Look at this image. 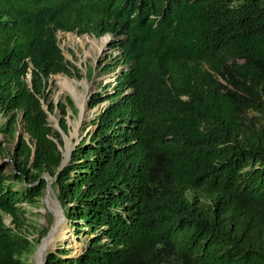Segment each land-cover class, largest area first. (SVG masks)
Wrapping results in <instances>:
<instances>
[{
  "label": "trees",
  "instance_id": "obj_1",
  "mask_svg": "<svg viewBox=\"0 0 264 264\" xmlns=\"http://www.w3.org/2000/svg\"><path fill=\"white\" fill-rule=\"evenodd\" d=\"M61 31L113 36L121 70L60 170ZM0 115V264H24L46 172L86 244L45 264H264V0H0Z\"/></svg>",
  "mask_w": 264,
  "mask_h": 264
},
{
  "label": "rangeland",
  "instance_id": "obj_2",
  "mask_svg": "<svg viewBox=\"0 0 264 264\" xmlns=\"http://www.w3.org/2000/svg\"><path fill=\"white\" fill-rule=\"evenodd\" d=\"M109 36V35H107ZM106 37V36H104ZM104 37H95L88 34L79 36L74 32H59L58 42L63 51L67 63L71 66L74 75L55 74L48 79V98L49 102L56 105V110L51 113L49 105L43 100L44 108L49 113V122L54 130L61 133V140L56 141L59 144L63 156L67 154L68 150L73 144L80 142L93 128L92 121L97 117L99 111L105 106L102 103L96 108H92L91 103L94 96L104 91L105 87L116 83L119 72L121 70L118 59L121 51L111 46V42L106 44L102 49L100 43ZM113 37V36H112ZM110 38V36H109ZM32 74H29V80ZM67 80H73L78 84L79 91L88 95L87 98V112L82 114L78 104L71 93L64 89V83ZM64 89V90H63ZM66 106V115L64 116L59 106L60 104ZM259 113L255 110L247 112V118L253 119L259 117ZM65 118L67 120L69 131L64 132L61 128V121ZM5 117L0 115V124L4 122ZM29 139L28 136H26ZM0 140L6 141V137L0 133ZM14 145L5 144L6 153L0 154V164L12 160V152ZM11 172V166L8 168ZM44 178L47 186L39 197L36 205L25 204L27 209V221L24 227L23 234L30 241L31 246L23 255L24 264H39V252L55 228L58 226V219L63 216V224L58 232H56L57 241L45 254L41 264L46 263V257L51 251H56L59 247L70 250L72 255L82 252L86 244V237L75 232L72 222L69 221L65 214V210L61 204L60 208L57 204L58 189L55 186V177L46 172ZM26 184L18 183L17 188H21ZM61 203V202H60ZM5 223L13 227V219L9 215H4ZM58 234V235H57ZM59 241V242H58Z\"/></svg>",
  "mask_w": 264,
  "mask_h": 264
},
{
  "label": "bare ground",
  "instance_id": "obj_3",
  "mask_svg": "<svg viewBox=\"0 0 264 264\" xmlns=\"http://www.w3.org/2000/svg\"><path fill=\"white\" fill-rule=\"evenodd\" d=\"M109 36H106L102 39L101 43H100V48L102 49L108 42H109ZM78 83V82H77ZM75 81L73 80H67L64 83V89H66L69 93H71L73 95V97L75 98L78 107L80 108L82 114L87 112V98L88 95L87 94H83L79 91V87ZM63 89V90H64ZM63 216H60L58 219V226L55 228V232L54 234L52 233V235L45 240L44 244L42 245L40 252H39V257H40V261L39 264H41L42 259L45 257L46 252L52 247L54 246V243L57 241L56 238V232H58L63 224ZM58 235V234H57ZM59 242V241H58Z\"/></svg>",
  "mask_w": 264,
  "mask_h": 264
},
{
  "label": "water",
  "instance_id": "obj_4",
  "mask_svg": "<svg viewBox=\"0 0 264 264\" xmlns=\"http://www.w3.org/2000/svg\"><path fill=\"white\" fill-rule=\"evenodd\" d=\"M109 36H110V39H109L108 44L112 41V36H111V35H109ZM29 81H30V82L32 81V76H31V78H30ZM78 143H79V142H78ZM78 143L73 144V146L68 150L67 154L64 155L63 161H62V163H61L60 170L63 169V168L69 163V161H70V159H71V157H72V153H73V151H74V149H75V147H76V145H77ZM57 204H58V206H59L60 208H62V207H61L60 200H58V199H57Z\"/></svg>",
  "mask_w": 264,
  "mask_h": 264
}]
</instances>
